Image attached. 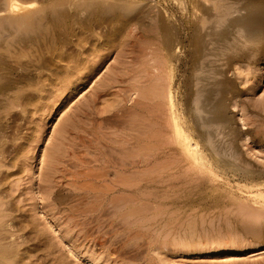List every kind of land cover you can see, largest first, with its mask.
<instances>
[{"label": "rangeland", "instance_id": "obj_1", "mask_svg": "<svg viewBox=\"0 0 264 264\" xmlns=\"http://www.w3.org/2000/svg\"><path fill=\"white\" fill-rule=\"evenodd\" d=\"M125 1L159 18L160 26L150 32L148 19L140 29L131 30L128 21L78 29L73 35L81 43L49 55L58 68L41 69L37 46L20 49L4 32L13 43L8 37L0 43V59H6L0 63L7 66L0 64V82L30 78L25 87L0 88L1 256L10 259L6 264L13 258L28 264L37 254L70 264H264V216L252 213L264 193V36L254 45L242 27L234 28L236 48L226 50L210 30L215 20L218 33L244 14L233 8L246 0ZM76 58L81 62L74 65ZM100 60L92 76H70ZM204 64L233 86L218 108L228 123L207 127L214 133L211 147L198 137L201 121L200 129L186 127L190 117L199 119L194 84L206 74H200ZM165 105L169 132L178 125L194 134L189 151L178 141L166 145L160 134L152 137L164 131L152 111L163 114ZM213 146L218 160L193 159Z\"/></svg>", "mask_w": 264, "mask_h": 264}, {"label": "bare ground", "instance_id": "obj_2", "mask_svg": "<svg viewBox=\"0 0 264 264\" xmlns=\"http://www.w3.org/2000/svg\"><path fill=\"white\" fill-rule=\"evenodd\" d=\"M70 1V0H69ZM69 1H66V0H56L54 2H43L41 0H0V43L2 41L5 40V38L9 39V35H10V39L15 42V43H19L20 45H23V46H18V48L20 47V49H27L29 46L31 47V45H33L34 47V51L36 50V47L34 45L37 46V50L34 52L38 54L39 52V56L40 59H42L41 63H40V68L41 69H51L52 66L55 68V67H60L59 64H57L56 62H53V61H50V57L49 55H57V53H59L58 51L62 52L63 49L65 48H71L72 46L74 47V43L76 42V39L74 38V32L77 31L78 29H86V30H95L96 28H105L108 27L109 25L112 26V24L115 22H123V21H128L130 24L132 23V28H129L132 30L133 29V26H137L138 28L140 26H142L143 28V25H144V22L146 20H150V23L149 25L147 26L150 30V32H154L157 27H159L160 25H157L158 22V19L157 17L153 16L150 12L148 11H142L140 10V8H137L139 7L137 4H135L134 2H120L117 1V2H114V3H109L105 0H75L76 2L74 3H69ZM241 11L244 12V14H241V16L235 18V19H232V20H229L228 21V24L226 25V27L222 30H220L218 33H216L215 29L219 26V21L218 20H215L214 22L211 23L210 25V30L212 32H215V36L213 37H216V38H219V40H223V43H224V46L226 47L225 49L226 50H235L236 48V44H234L233 42V39H232V32H233V29L235 28V30H237V27L241 29L242 27V31L244 32V38L247 39V40H250L252 42V44L254 43H259L263 36H264V28L263 29H259V31H256L257 27L261 24H264V0H246V3L243 4L241 7H238V8H233V14L234 13H240ZM232 11H228L226 12V14H231ZM240 15V14H238ZM117 24V23H116ZM161 24V23H160ZM121 26V25H120ZM168 26V25H167ZM170 26V25H169ZM128 27V26H126ZM164 27V26H162ZM216 27V28H215ZM136 28V27H135ZM161 28V27H160ZM160 28H159V31H160ZM215 28V29H214ZM124 29V28H123ZM129 29V30H130ZM140 29V28H139ZM209 29V28H208ZM238 29V30H240ZM97 30V29H96ZM117 30V29H116ZM148 30V31H149ZM163 30V29H162ZM161 30V31H162ZM209 30V31H210ZM214 30V31H213ZM234 30V31H235ZM10 32L8 36H6L7 34L5 33V36H4V32ZM115 31V30H114ZM134 31H137L136 29H134L132 32ZM145 31V30H144ZM160 31V32H161ZM165 31V30H164ZM167 31V30H166ZM165 31V33H166ZM107 32V31H106ZM113 32V31H112ZM143 32V31H142ZM81 33V32H80ZM88 33V32H87ZM110 33V32H109ZM115 33V32H114ZM146 33H148L146 31ZM168 33V32H167ZM106 34V33H105ZM112 34V33H111ZM145 34V33H144ZM155 34V33H154ZM159 34V33H158ZM171 34V32L169 33ZM209 33H207L208 35ZM80 35V34H79ZM91 35V34H90ZM95 35V34H94ZM127 35V34H126ZM131 35V34H130ZM168 35V34H167ZM172 35V34H171ZM78 36V35H77ZM93 36V34H92ZM96 36V35H95ZM109 36V35H108ZM107 36V38H108ZM128 36V35H127ZM135 36V35H134ZM212 36V35H210ZM86 37V36H85ZM102 37V35H101ZM133 37V35H132ZM175 37V36H174ZM205 37V36H204ZM88 38V37H87ZM86 38V39H87ZM126 38V37H125ZM135 38V37H134ZM172 40L173 36L170 37ZM176 38V37H175ZM9 39V40H10ZM83 39V38H82ZM94 39V38H93ZM99 39V38H98ZM208 39L210 40V37L208 35ZM8 40V41H9ZM9 41V42H12V41ZM90 40V39H89ZM114 40V39H113ZM117 40V39H116ZM170 40L168 38V40L165 41V45L168 47V49H172L173 46H170L169 48V45H171V43L175 40H172V42L170 43ZM204 40V39H203ZM202 40V41H203ZM7 41V40H6ZM82 41V40H81ZM99 41V40H98ZM259 41V42H257ZM9 42H6L7 44ZM12 42V43H13ZM77 42H80L78 41L77 39ZM106 42V41H105ZM116 42V41H114ZM249 42V41H248ZM4 43V42H3ZM11 43V45H12ZM14 43V44H15ZM81 43V42H80ZM111 43V42H110ZM200 45L202 44L200 41H199ZM198 43V45H199ZM222 43V44H223ZM26 44V48H23ZM77 44V43H76ZM83 44V43H82ZM101 44V43H100ZM123 44V41L122 43ZM204 44V43H203ZM8 47V49L6 51L9 50L10 46ZM17 45V44H16ZM28 45V47H27ZM102 45V44H101ZM100 45V46H101ZM82 46V45H81ZM204 46V45H202ZM201 48L200 49H204V48ZM238 46V45H237ZM13 47V46H11ZM15 47V46H14ZM28 48L29 50L32 49L31 52H33V47L32 48ZM109 47V46H108ZM206 47V46H205ZM83 48V47H82ZM198 48V47H197ZM17 49V48H16ZM19 49V50H20ZM27 49V50H28ZM76 49V48H75ZM80 49V48H79ZM107 49V48H106ZM170 49V50H171ZM198 49V50H200ZM66 50V49H65ZM64 50V51H65ZM90 50V49H89ZM98 50V49H97ZM101 50V49H100ZM99 50V51H100ZM121 49H119L120 51ZM84 51V50H83ZM114 51V50H113ZM123 51V50H122ZM205 50H203L204 52ZM17 52V51H16ZM23 52V51H22ZM26 52V51H24ZM90 52V51H89ZM92 52V51H91ZM95 52V51H94ZM105 52V50H104ZM108 52V51H106ZM29 53V52H28ZM202 53V51H201ZM24 54V53H23ZM35 54V56L37 55ZM68 54V53H67ZM73 54V53H71ZM76 53H74L75 55ZM79 54V52H78ZM87 54V53H86ZM101 54V51L100 53H98L97 55ZM2 55V54H0ZM63 55V54H62ZM66 55V54H65ZM104 55V54H102ZM4 56V55H2ZM19 56V55H18ZM17 56V58H18ZM22 56V55H21ZM84 56V55H83ZM101 56V55H100ZM107 56V55H106ZM7 57V56H6ZM34 57V56H33ZM38 57L36 59H38ZM69 57V56H68ZM72 57V56H70ZM99 57V56H98ZM103 57V56H102ZM15 58V57H14ZM23 58H24V55H23ZM31 58V57H30ZM60 58V57H59ZM66 58V57H64ZM82 58V57H81ZM95 60L97 59V57H94ZM233 59H238L239 57H236L235 55L232 56ZM19 59V58H18ZM32 59V58H31ZM30 59V60H31ZM35 59V58H34ZM67 59V58H66ZM79 59V57H78ZM77 58L75 59V63H73L74 65H77L79 62H81V60H78ZM84 59V58H83ZM99 59V58H98ZM1 60V59H0ZM4 60L6 59H3L1 61H3L4 63ZM17 60V59H16ZM21 60H24V59H21ZM52 60V59H51ZM69 60V59H68ZM72 60V59H71ZM239 60V59H238ZM38 61V60H36ZM35 61V62H36ZM67 61V60H66ZM89 61V60H88ZM92 61V60H91ZM104 61V60H103ZM101 62L98 61V62H95V64H92V66L90 67H84V69L82 70H78L74 73H71L70 76H72L73 78L77 77L79 79V77H89V76H92L91 74H93V71L96 70V67H99V66H102L104 62ZM9 62V61H8ZM12 63V61H10ZM18 62V61H17ZM27 62V61H26ZM2 63V62H1ZM0 63V64H1ZM2 63V64H3ZM6 63V62H5ZM71 64V62H69ZM88 63V62H87ZM7 65L9 63H6ZM21 65V63H19ZM17 64V67L20 68ZM26 64H30V63H26ZM68 64V69L67 70H71V67L72 64L70 65ZM4 65V64H3ZM13 65H16V64H13ZM25 66V64H22V66ZM32 65V64H31ZM6 66V65H4ZM3 66V67H4ZM28 66V65H26ZM82 66V65H80ZM79 66V67H80ZM202 67H200V71L201 73L200 74H204L206 73L205 75H200L198 78H197V82H195L196 84V93L194 92V105H195V110L199 113V119L197 117H190L189 118V121H186V124L187 123H190L188 126H186L187 128H189V126L193 127L194 128H198L200 126V124L198 125V120L201 121V125L202 127H204V131L200 134H199V138H200V141L204 142V144H208L210 146V144H212L214 141L212 140V138H214L212 136V131H208L209 128H211V126L214 124H217L218 127L219 125H224V123H228V120L226 119V116L225 114L223 113H220L218 112V108H220L222 105H223V101L225 99V96L226 94L232 90L233 86L232 84L227 81L226 79H219L218 78V75L221 76L222 73L214 70L213 68L212 69H206L207 67L204 65H201ZM2 67V66H1ZM3 67L1 69H3ZM7 67V66H6ZM12 67V66H11ZM10 67V68H11ZM30 67V66H28ZM27 67V68H28ZM32 67V66H31ZM30 67V68H31ZM34 67V65H33ZM32 67V68H33ZM36 67V66H35ZM77 67V66H76ZM8 68V69H10ZM16 68V66H15ZM24 69V67H21ZM65 68V67H64ZM67 68V67H66ZM17 69V68H16ZM26 69V67H25ZM35 70V68H33ZM39 69V68H38ZM77 69V68H76ZM199 69V67L197 68ZM5 70L7 71V68H5ZM15 70V69H14ZM12 70V71H14ZM21 70V69H20ZM19 70V71H20ZM28 70H30L28 68ZM40 70V69H39ZM64 70V69H63ZM66 70V69H65ZM73 70V69H72ZM10 71V72H12ZM38 71V70H36ZM196 71H199V70H196ZM199 71V72H200ZM5 72V71H4ZM3 72V73H4ZM33 72V71H32ZM71 72V71H70ZM198 72V73H199ZM1 73V72H0ZM9 73V72H8ZM17 73V72H16ZM15 73V74H16ZM26 73V72H25ZM24 73V74H25ZM13 74V75H15ZM19 74V73H18ZM74 74V75H73ZM163 74V73H162ZM4 75V74H3ZM2 75V76H3ZM10 74L11 78H13L14 76ZM21 75V74H20ZM95 75V74H94ZM13 76V77H12ZM69 76V77H70ZM223 76V75H222ZM1 77V75H0ZM19 77V76H18ZM30 78L26 75L24 76H20L18 79H13L14 81H9V78L8 76H5V78L3 77V79L5 80L6 78H8V80L6 81H1L3 82L2 85H0V88L4 91L5 89V92L7 93V89L11 88L12 86H15V85H21L23 82H26L25 79L26 78ZM68 77V78H69ZM71 77V78H72ZM163 78V77H162ZM2 80V79H1ZM29 80V79H28ZM27 80V81H28ZM30 81V80H29ZM28 81V82H29ZM65 81V80H64ZM71 81V80H70ZM75 81V80H74ZM0 82V84H1ZM27 82V83H28ZM27 83H24V84H27ZM30 83V82H29ZM71 83H73V81H71ZM68 84V82H67ZM164 84V82H163ZM18 85V86H19ZM166 85V84H164ZM22 86V85H21ZM26 86V85H25ZM24 85L22 87H25ZM66 87V86H64ZM114 87V86H113ZM163 87V86H162ZM5 88V89H4ZM19 88V87H18ZM17 88V89H18ZM21 88V87H20ZM19 88V89H20ZM67 88V87H66ZM0 89V90H1ZM14 89H16L14 87ZM10 90V89H9ZM13 90V88H12ZM21 90V89H20ZM19 90V91H20ZM163 90H165L163 88ZM16 91V90H15ZM17 91V92H19ZM99 91V90H98ZM9 92V91H8ZM12 94V92H10ZM22 95H24L23 93L24 92H21ZM165 93V91H164ZM0 94H1V91H0ZM16 94V97H20L22 96L19 93H15ZM14 94V96H15ZM167 94V93H166ZM171 93L169 92V95H168V101L169 103L171 104ZM2 95V94H1ZM8 95V94H7ZM4 96V95H3ZM10 96V95H9ZM164 96V95H163ZM7 97V96H6ZM15 97V98H16ZM95 97V96H94ZM1 98V96H0ZM167 98V96H166ZM5 99V98H4ZM96 99V97H95ZM98 99V98H97ZM1 101V100H0ZM95 101V100H94ZM167 100H165L166 102ZM167 101V102H168ZM6 102V101H4ZM96 102V101H95ZM97 103V102H96ZM98 104V103H97ZM166 104V103H165ZM168 105V104H167ZM162 106V105H161ZM224 106V105H223ZM163 108V106H162ZM165 110L162 111L163 114L161 113H158L156 114V112H154V109L152 111V114L154 115V117L156 116V118H158V120L160 122H162V128L161 129H164V131H161L160 130L157 132L156 130H154L153 132V136H156L155 137V140L156 138L159 136L161 138L164 139V143L170 144L171 141H178V143H182L184 145V148L186 149V151H189L191 149L192 145L196 140V138L194 139L193 138V135L191 136L190 134H187V128H186V133L183 132V130L180 128L179 129V126L176 125V132L173 131L172 133L171 132V125L172 122H171V117H170V114L168 111H170L169 109H167L168 107H166L165 105ZM3 110V109H2ZM8 110V109H7ZM6 110V111H7ZM157 110V109H156ZM149 112V111H148ZM6 113V112H5ZM171 113V112H170ZM151 114V113H150ZM149 116H153V115H150ZM198 115V114H197ZM173 116V115H172ZM197 118V119H196ZM1 119V118H0ZM195 119L197 120V122H195ZM173 120V119H172ZM177 121V120H176ZM154 123H157L154 122ZM179 123V122H177ZM181 123V122H180ZM184 123V121H183ZM158 125L161 126V124H159L158 122ZM183 125V124H182ZM180 125V126H182ZM226 125V124H225ZM2 127V126H1ZM157 127V126H156ZM155 127V128H156ZM173 127V126H172ZM209 127V128H207ZM215 127V126H214ZM222 127V126H221ZM154 128V129H155ZM193 128V129H194ZM160 129V127L158 128ZM173 129V128H172ZM200 129V127H199ZM198 129V130H199ZM203 129V128H201ZM2 130V129H1ZM174 130V129H173ZM185 130V128H184ZM196 130V129H194ZM170 131V132H169ZM216 131V130H215ZM1 132V131H0ZM4 132V131H3ZM191 132V131H190ZM189 132V133H190ZM212 132V133H211ZM5 134V133H4ZM214 134V133H213ZM216 134V133H215ZM0 135H3L0 133ZM217 136V135H216ZM159 138V141L160 139ZM217 138V137H216ZM215 138V139H216ZM2 139V136L1 138ZM162 139V140H163ZM161 140V141H162ZM195 140V141H194ZM154 141V139H153ZM158 139H157V142L159 143ZM160 141V142H161ZM199 141V140H198ZM1 142V141H0ZM163 142V141H162ZM172 142V143H173ZM155 143V142H153ZM231 143V142H230ZM157 144V143H156ZM166 144V145H167ZM168 144V145H169ZM181 144V145H182ZM201 144V143H200ZM159 145V144H158ZM162 145V144H161ZM213 145V144H212ZM217 145V144H216ZM155 146V145H154ZM155 147H158V146H155ZM205 147V146H204ZM211 147V146H210ZM164 148V147H163ZM214 148V146H213ZM155 149V148H154ZM159 149V148H157ZM161 149V147H160ZM206 149V147H205ZM220 149V148H219ZM225 149V148H224ZM212 150V149H211ZM158 151V150H157ZM198 151V150H197ZM195 152L194 157L193 159H196V160H211L212 158L216 159V157L220 156L221 153L220 151L217 149V148H214L211 152H208L209 155L205 152ZM202 151V149H201ZM207 152V149L204 150ZM210 151V150H208ZM226 151V150H225ZM229 152V151H228ZM233 152V151H232ZM220 153V154H219ZM236 154V153H235ZM157 155V154H156ZM233 155V154H231ZM155 156V155H154ZM222 156V155H221ZM153 157V156H152ZM224 157V156H223ZM233 159H234V156H233ZM236 159V158H235ZM218 160V159H216ZM228 160V159H226ZM201 162V161H200ZM204 164V163H203ZM118 179V178H117ZM120 179V178H119ZM262 180V179H261ZM120 180H118L119 182ZM123 181V180H122ZM123 183V182H122ZM124 184V183H123ZM126 185V184H125ZM238 185V184H237ZM107 188V187H106ZM258 193V192H257ZM260 198L257 199L256 203H251L253 204L252 208L250 210H252L253 212V215L255 213L256 216H258L259 218H261L260 216H264V193H260ZM244 196V195H243ZM255 199V200H256ZM254 200V199H253ZM254 200V201H255ZM252 201V200H251ZM248 202V201H247ZM249 207V206H248ZM245 209V207H244ZM249 209V208H248ZM249 210V212H250ZM248 211V210H246ZM256 211V212H254ZM248 212V213H249ZM246 215V214H245ZM248 215V214H247ZM251 214H249L248 216L250 217ZM255 216V215H254ZM252 216V217H254ZM255 216V217H256ZM248 217V218H249ZM257 220V219H256ZM4 228V227H3ZM69 231V230H68ZM1 233V232H0ZM4 233V232H2ZM8 233V232H7ZM255 238V237H254ZM41 241V240H40ZM167 243V242H166ZM165 244V243H164ZM163 244V245H164ZM40 245V244H39ZM100 245V244H99ZM162 245V246H163ZM46 246V245H45ZM80 246V245H79ZM78 246V247H79ZM48 247V246H47ZM161 247V246H160ZM42 248V247H41ZM163 248V247H162ZM168 249V248H167ZM13 250V249H12ZM43 250V249H42ZM1 251V250H0ZM5 251V250H3ZM51 251V250H50ZM48 252V251H47ZM50 254V252H49ZM2 253L0 254V264H6V260L8 262V260L10 259H5L3 256H1ZM4 255V254H3ZM6 255V253H5ZM38 255V254H37ZM32 259L30 258L31 260H29L30 262L28 264H70L69 261L67 260H59L57 257L53 256V257H50L49 255H44L41 256H37ZM12 256V255H11ZM110 256V255H109ZM119 258V257H118ZM117 260L115 258H110L111 259V262H118V259ZM5 259V260H4ZM18 259H14L13 258V261L15 262L14 264H21L22 262L24 261H20ZM12 261V259H11ZM10 261V262H11ZM9 262V263H10ZM69 262V263H68ZM7 263V264H9ZM12 263V262H11ZM10 263V264H11ZM26 263V262H25ZM13 264V263H12ZM151 264V263H150Z\"/></svg>", "mask_w": 264, "mask_h": 264}]
</instances>
